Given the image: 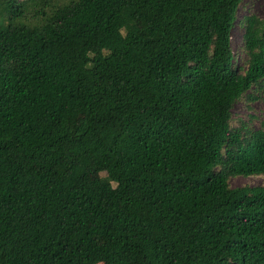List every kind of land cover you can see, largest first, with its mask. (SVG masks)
<instances>
[{"label":"trees","instance_id":"16d2710c","mask_svg":"<svg viewBox=\"0 0 264 264\" xmlns=\"http://www.w3.org/2000/svg\"><path fill=\"white\" fill-rule=\"evenodd\" d=\"M243 1L0 0V264H264V193L228 186Z\"/></svg>","mask_w":264,"mask_h":264},{"label":"rangeland","instance_id":"374dc122","mask_svg":"<svg viewBox=\"0 0 264 264\" xmlns=\"http://www.w3.org/2000/svg\"><path fill=\"white\" fill-rule=\"evenodd\" d=\"M249 19L255 22L254 36L261 39L264 31V0H244L238 9L237 22L231 33V64L239 77H244L251 66L244 40ZM229 121L230 129L244 130L247 143L239 155V166L244 174L230 177L228 186L264 193V151L259 148V139L264 135V77L252 84L232 104ZM105 177L104 172L91 175L94 180Z\"/></svg>","mask_w":264,"mask_h":264}]
</instances>
